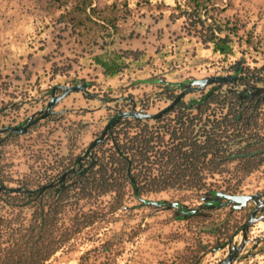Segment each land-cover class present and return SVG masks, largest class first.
<instances>
[{"label":"trees","instance_id":"16d2710c","mask_svg":"<svg viewBox=\"0 0 264 264\" xmlns=\"http://www.w3.org/2000/svg\"><path fill=\"white\" fill-rule=\"evenodd\" d=\"M38 2L43 9L56 13L53 19L70 28L80 41H90L104 49L93 60L106 77L122 75L127 69L144 71L145 49L117 51L105 49V45L113 41L115 34L125 35L126 25L137 23L145 12L157 11L160 16L168 12L172 23H181L185 34L174 39L168 55L176 56L181 52L180 44L191 42L224 58L236 51L247 58L253 52L264 54L254 29L247 27L248 22L238 13L224 14L234 8L235 0H184L174 5L163 0H136L135 6L129 0L103 4L100 0ZM237 44L242 49H237ZM254 61L255 64L245 66L232 65L230 75L236 77L235 81L214 82L202 90L188 92L156 117L151 114L167 106L184 86L196 84L199 78L186 81L169 80L165 76L138 78L137 83L160 87L157 98L138 101L133 94L107 96L105 99L115 102L114 107L106 112L101 127L83 146L81 140L90 123L83 119L63 122L61 110L54 106L60 97L75 91H82L88 98L97 96L90 90L89 80L62 82L56 80L58 74L52 68L48 79L44 78L48 73L37 76L36 94L29 92L18 98L14 90H9L12 81L4 80L0 71V94L9 96L8 100H0V116L7 109L19 110L22 105L18 101L42 98L43 94L37 95L39 91L50 94L48 104L53 102L47 111L32 120L0 127V264H44L85 227L117 212L129 193L142 204L172 208L173 217L185 221L192 231L195 227L201 234L215 236L212 243L201 234L196 236L179 255L183 264H192L202 253L225 246L243 226L230 231L228 221L210 225L207 209L224 198L220 191L235 188L229 184L224 189L212 179L234 161L242 174L252 172L264 162L261 130L264 129V62ZM168 63L173 69L178 60ZM31 78V71L26 72L25 79ZM83 84L85 87L74 90L67 88ZM161 100L167 104L151 111ZM43 118L63 123L66 152L57 153L41 164H30L22 176L5 181L1 164L5 147L33 130ZM171 189L196 191L202 200L190 206L178 199L146 197ZM107 194L112 195L107 211L103 206H88L85 210L80 203ZM68 208L76 211L69 222L62 216Z\"/></svg>","mask_w":264,"mask_h":264},{"label":"rangeland","instance_id":"374dc122","mask_svg":"<svg viewBox=\"0 0 264 264\" xmlns=\"http://www.w3.org/2000/svg\"><path fill=\"white\" fill-rule=\"evenodd\" d=\"M112 1L114 0H100V3ZM163 1L174 5L177 1L184 0ZM129 3L135 6L136 0H129ZM233 13H238L248 22L247 27L254 29L255 37L261 44L260 49L264 50V0H235L234 8L228 9L224 14L229 16ZM55 14L43 9L38 0H0V71L4 80L12 81L9 90H14L18 98L27 96L29 92L36 94L37 76L48 73L44 76L48 79L52 68L57 71L56 80L62 82L68 83L81 78L89 80L90 90L97 96L88 98L82 91H75L60 97L54 106L61 110L63 122L83 119L90 123L81 140L82 146L101 127L106 112L113 109L115 102L105 99L107 96L133 94L138 101L142 98H157L156 92L160 87L152 83H137L138 78L165 76L169 80L186 81L212 74H231L232 65L235 64L245 66L255 64L254 60L264 62V54L257 55L253 52L247 58L236 51L224 58L222 54L212 53L199 45L194 46L192 42L180 44L178 47L181 52L176 56L168 55L167 50L174 39L185 33L180 22L172 23L169 20L168 12L160 16L159 12L154 11L145 12L135 24H127L123 31L125 35L115 34L113 41L107 39L110 43L105 45V49L117 51L128 48L145 49L147 53L142 59L144 71L138 68L134 71L127 69L122 75L106 77L102 73V67L93 60V56L104 49L93 42L80 41L71 33L70 28L53 19ZM131 32L134 35L130 36ZM236 48L242 49L238 44ZM172 59H177L178 65L170 69L168 62ZM28 71L32 73L30 81L25 79ZM38 94H43L42 98L21 103L18 101L22 107L17 111L7 109L6 114L0 116V127L26 122L43 114L50 94L42 91ZM8 99V95L0 94V100ZM166 104L164 100L158 101L150 110L155 112ZM62 126L63 123L48 122L43 118L33 130L7 145L1 158L4 167L2 178L7 181L22 176L28 171L30 164H41L57 153L66 152L67 140ZM261 130L264 132V129ZM237 164V161L229 163L225 171L216 174L212 180L224 189L229 184L234 186L229 192L254 193L264 190V162L246 174L240 173ZM146 197L178 199L190 206L202 200L196 191L173 189L151 193ZM111 200L112 195L107 194L98 199L82 200L80 203L85 206V210L88 206H103L107 211ZM255 205L250 200L244 207L235 209L232 203L219 198L218 205L207 209L206 217L211 226L228 221L230 231H233L245 225ZM75 212L68 208L62 216L69 222ZM194 228L192 231L185 221L175 219L172 208L142 204L129 193L117 212L108 214L103 221L85 227L44 264H183L180 253L201 234ZM244 230L245 227L234 233L222 248L202 253L192 264H220L228 252L240 244ZM201 236L211 243L216 241L212 233H202ZM229 264H264V204L259 207L250 223L244 246Z\"/></svg>","mask_w":264,"mask_h":264},{"label":"water","instance_id":"95a60500","mask_svg":"<svg viewBox=\"0 0 264 264\" xmlns=\"http://www.w3.org/2000/svg\"><path fill=\"white\" fill-rule=\"evenodd\" d=\"M236 77L234 75H230V74H212L210 76L204 77V78H199L196 81V84L194 85H186L183 87V89L179 92L178 96L173 99L167 106H165L164 108L160 109L158 112H155L153 114H151L152 117H156L158 115H160L163 111H165L166 109L170 108L171 106H173L182 96H184L186 93L191 92V91H197V90H202L205 87H207L208 85L214 83V82H220V81H235ZM79 87H85V84L75 87V86H71V87H67L68 90H74L76 88ZM66 92L63 94L65 95ZM53 105V102H50L46 108V111ZM34 121V120H33ZM18 125H14L15 128H17ZM219 195L223 196L224 198L228 199L229 201L234 203V207L235 208H242L245 205L248 204V202L250 200H253L256 205L254 206V208L251 210L250 215L247 219V221L245 222V225L243 226V228L245 227V230L243 232V238L242 241L240 242V244L238 246H236V248L231 249L228 254L226 255V257L224 258V260L220 263V264H229L230 261L232 260L233 256L241 250V248L244 246L245 242H246V236H247V230L250 226V223L254 220L255 217V213L257 212V210L259 209V207L263 204L264 200H263V196H264V190L262 191H258V192H254V193H237V192H229V191H220Z\"/></svg>","mask_w":264,"mask_h":264},{"label":"flooded vegetation","instance_id":"af4514ba","mask_svg":"<svg viewBox=\"0 0 264 264\" xmlns=\"http://www.w3.org/2000/svg\"><path fill=\"white\" fill-rule=\"evenodd\" d=\"M263 197H264V196H263ZM263 197H262V198H263ZM263 204H264V202H263ZM263 204H262V205H263ZM262 205H261V206H262ZM253 208H254V207H253ZM249 215H250V214H249Z\"/></svg>","mask_w":264,"mask_h":264}]
</instances>
